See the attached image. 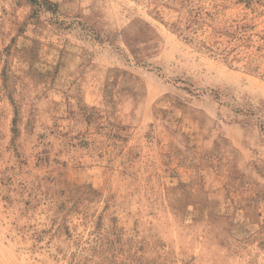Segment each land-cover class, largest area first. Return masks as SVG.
Masks as SVG:
<instances>
[{
  "label": "rangeland",
  "instance_id": "obj_1",
  "mask_svg": "<svg viewBox=\"0 0 264 264\" xmlns=\"http://www.w3.org/2000/svg\"><path fill=\"white\" fill-rule=\"evenodd\" d=\"M238 24L259 44L264 0H0V264H264Z\"/></svg>",
  "mask_w": 264,
  "mask_h": 264
},
{
  "label": "trees",
  "instance_id": "obj_2",
  "mask_svg": "<svg viewBox=\"0 0 264 264\" xmlns=\"http://www.w3.org/2000/svg\"><path fill=\"white\" fill-rule=\"evenodd\" d=\"M248 28L247 24H238L225 29L221 34L227 39V43L223 47H217L215 52L225 59L231 58L230 60L241 61L245 58L243 53L247 52L246 49L249 50L251 47H256L255 50L257 52L264 50V35L260 36L259 44L254 45L253 39L248 35ZM253 60L251 58L250 63Z\"/></svg>",
  "mask_w": 264,
  "mask_h": 264
}]
</instances>
